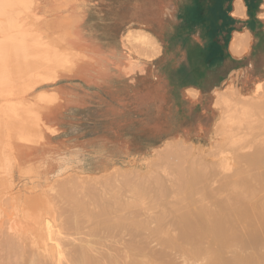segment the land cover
<instances>
[{
    "label": "rangeland",
    "instance_id": "374dc122",
    "mask_svg": "<svg viewBox=\"0 0 264 264\" xmlns=\"http://www.w3.org/2000/svg\"><path fill=\"white\" fill-rule=\"evenodd\" d=\"M28 1L31 5L18 16L17 23L28 30L33 50L40 46L50 54L45 61L31 62L27 69L28 77H24L23 69L26 68L22 67L11 74L17 78V82L0 93H3L0 96V141L10 162L8 166L2 165L4 162L0 164V243L6 240L20 241L23 255L29 257V262L25 261L24 264H34V259L40 256L36 251L39 245L33 241L40 239L34 235L37 227L29 220L31 218L20 215L22 208L35 210L38 204L41 206L44 202L46 207L42 209L46 210L45 219L57 217L60 220L50 232L49 249L45 253L47 258H55L71 248H80V243L83 245V242L91 239L106 241L92 235L95 231H91L92 227L97 228L96 222L101 219L93 217L97 216V205L101 207L100 201L104 197H112L111 202L116 200L117 204L122 202L117 200L119 198L130 199V187L124 180L127 175H131L129 178L135 181L150 177L152 172L160 174L159 177L168 176V171L164 174L166 170L172 174L174 164L183 161H177L178 158L164 161L163 152L182 144L191 152L186 160L193 155L201 156L203 152L207 161L215 162L217 159L214 156L219 151H229L226 134L221 130L227 124L236 123L237 116L244 111L237 94L247 96L255 87L258 91L264 89V20L258 19L264 14V0L243 2L252 21V26L248 28L252 37L250 52L246 54L252 58L251 66H248L247 60L236 63L228 51L232 33L245 30L228 15L233 9L234 0H200L203 5L200 7H204L203 11L207 10L204 22L199 28L192 27L188 34L177 39L171 37L177 30L176 19L187 15L184 7L179 5L180 0ZM23 3L21 1L20 4ZM69 19L76 23L74 34L81 30L85 33L74 46L60 43L62 53L56 59L51 54L53 39L59 32L56 24ZM131 31H143L151 36ZM90 38H95L99 44L93 46ZM206 44L209 48L205 47ZM116 47L127 54L126 62L116 53ZM166 48H169L168 54L157 59ZM207 51L208 56L212 52V58L206 61ZM119 58L120 63H116ZM154 59H157L155 63L145 64L140 76L127 78L143 70L144 62ZM115 65L120 67L119 74ZM254 111L248 110L247 115L251 120H254L253 115L256 119ZM11 122H15L17 127L13 136L6 126ZM217 122L219 129L215 131ZM164 162L167 169L160 164ZM155 164L159 166H155L156 169L153 168ZM122 179L126 187H122ZM117 190L120 193L124 190L119 194H124L121 196L123 198L118 197ZM108 192L111 196L107 195ZM151 194L147 191V195L141 198L139 203L142 207L147 208L150 204L154 208V202H151L153 197H148ZM116 195L117 199L114 200ZM12 199L17 200L16 205L11 202ZM134 199H138V196L134 195ZM159 200L160 197L156 200V212L151 211L153 209L149 206L151 210L146 209L144 213L153 216L162 209V203L171 201L165 197ZM49 209L55 213L54 216L48 212ZM84 209L91 218L89 214H84ZM68 218L70 220L66 222ZM72 220L73 223H82L76 225ZM25 223L28 224L27 228L29 225L35 228L24 230ZM9 226H12L11 229ZM7 230L10 235L5 233ZM157 237L166 236L161 233L150 241H155ZM77 239L81 242L78 243ZM3 248L0 244V253L3 254H0V263L6 261ZM33 252L35 255H32ZM24 257L17 261H23Z\"/></svg>",
    "mask_w": 264,
    "mask_h": 264
},
{
    "label": "bare ground",
    "instance_id": "6f19581e",
    "mask_svg": "<svg viewBox=\"0 0 264 264\" xmlns=\"http://www.w3.org/2000/svg\"><path fill=\"white\" fill-rule=\"evenodd\" d=\"M21 1L24 2L22 5L20 4ZM30 5L31 2L28 0H0V93L3 90L10 89L15 82H17V78L12 77L11 74L22 67L26 68L23 69V73L25 74L24 77H28L27 69L31 65V62L45 61L50 54V51L46 52L44 49H41L40 46L33 50L31 36L28 30L17 23L18 16L26 11ZM232 15L235 17H244V6L241 0L235 1ZM263 16L264 14H261V17ZM75 24L76 23L70 21V19L66 22L62 21L56 24V27L59 28V32L55 39H53L55 41L54 49H52L51 52L56 59L62 53L60 43H64L68 47L74 46L85 33V31L81 30L80 33L74 34L75 32L73 29ZM60 28H65L66 30L62 31ZM130 33L139 34L146 32L131 31ZM148 35L151 36V34ZM90 39L94 42L93 46L99 44V41L95 38ZM250 40L247 33L241 36L233 34L229 44V51L236 57L247 53L249 51ZM157 54L159 55L160 53L158 52ZM119 61L120 58L116 63ZM115 66L119 74L120 67L118 65ZM261 93L263 94L261 95ZM2 95L3 93L0 94V96ZM237 95L240 98L238 102L242 105L244 111L237 116L239 118L236 119V123L227 124V126L221 130L222 133L226 134V142H228L230 148L229 151H219L216 156L213 154L217 161H207V158L203 156V152L201 156L193 155L192 158L186 160L189 157L188 155L191 154L190 149L186 148L187 146H182V144L178 145L174 149L170 148L168 151L161 154L164 161H168L169 158H178L177 161H183L180 163L177 162L178 164L172 161L173 164L175 163L172 174H170V170H164V174L168 171V176L159 177L160 174L154 173L155 176L152 172L151 174L153 176L150 174V177L136 179L133 175L134 179H136L135 181L129 178L131 175H127L124 180L126 183L128 182L127 187H130V189L127 188L129 189L128 192L131 191V196H129L130 199L125 200V197H121L124 196V194L121 196L119 194L124 193V190L120 193L119 191H121V188H118L119 191L117 190L118 193L116 191V194L118 197L123 198V200L120 198L117 199V195L113 197V199L115 200L116 198L122 201L120 204H117L116 200L111 202L112 197L107 196V198L104 197V199L100 201L101 207H99L97 203L99 209L98 212L95 213L97 216L93 217L96 219L97 217H101V219L99 218L96 222L98 227H95V229L92 227L91 231L95 230L94 232L92 231V235H98L99 238L106 241H101L99 238L100 241H97L95 238L96 241H91V239L84 243L83 240V245L81 243L78 245V247L81 246L80 248H75L74 250L71 248L72 250L69 249L68 252L64 254L61 253L55 258L49 259L45 255L49 249L48 239L52 228L55 229L57 227V222L59 223L60 220H58L57 217L51 220L45 219L46 210L44 211L42 209L46 207L44 202L41 203V206L38 204L35 210H29L25 207L22 208V210L20 209V215L24 216L26 219L31 218L29 220H32L31 222H34V225L37 227L36 234H34L35 232L33 233L34 230H32V233L37 235L40 239V241H33L36 245H39V247H36V251L40 257L36 258L35 256L36 259H34V264H264V100H261V98L264 97V89L258 91L255 87L252 93L247 96H243L242 93ZM249 109H252V112L256 110L254 111L256 119L253 115L252 118H254V120H251L250 115H247ZM217 124L218 122L215 125V131L219 129ZM0 126H2L1 120ZM6 126L10 135L15 133L14 131L17 128L15 122H11ZM18 135L20 134L18 133ZM218 135L219 132L217 133V136ZM1 146L2 142L0 141V151L4 149ZM6 154L4 150L0 152V164L4 162L2 165L8 166L10 162ZM208 155L209 154H207V156ZM158 159L160 162H163L162 159ZM160 164H163V169L164 167L167 169V167L164 166L165 162ZM155 166L156 164L153 167L154 169L159 167L156 166L155 168ZM10 168L12 167L10 166L9 169ZM159 171L160 170H158V172ZM126 177H128V180H126ZM113 178L115 179V177ZM124 180L122 182H124ZM119 182L121 183L120 180ZM125 182L121 184L122 187L127 185ZM119 185L120 184H118V186ZM2 186L3 185H1V187ZM77 188L80 187L78 186ZM90 189L92 190V188ZM102 189L103 188H101V190ZM107 189L109 191V188ZM74 191L71 193L73 194ZM147 191L152 193L148 197H153V201L148 197L147 199L154 202V208L149 204L153 210L149 209V206H147V208L144 206V208L141 206L142 204L140 205L139 203L141 198L147 195ZM109 194L110 192H108L107 195ZM149 194L150 193H148V195ZM55 195L56 197L58 196L57 193ZM134 195L138 196V199L135 200ZM162 196L165 197V199L170 198L171 201L168 200V202L162 203L163 207L157 214L153 216L146 215L144 213L146 209L156 212V210H154L157 206L156 200L158 201L159 197L160 200H163ZM70 198L72 199V197ZM54 199L57 200L55 197ZM13 200L14 199H12L11 202L16 205L17 200ZM4 202L6 201L4 200ZM76 206L77 208L79 207L78 205ZM9 207L8 209H10ZM80 207L82 208V206ZM48 212L52 213V210L50 211L49 209ZM51 213H49L50 216H47L51 217L52 214V216H54L55 213ZM59 214L62 215L63 213ZM79 214L81 215V213ZM84 214H89L90 217V213H86V210ZM77 215L75 214V216ZM75 218L76 217L73 219ZM69 220L68 218L66 222H69ZM74 221H76V219ZM152 222L155 225L152 224ZM81 223L82 221L76 223V225ZM94 223L95 221L93 222V226ZM151 224L154 225L153 228ZM27 225L28 224H26L24 230L27 229L29 231V229L35 228L34 226L31 227L32 225H29V228H27ZM82 227H84L83 224ZM79 228L81 227L79 226ZM0 233H2V231ZM5 233H8V230ZM161 233L166 237L158 238V236V241H156L157 238L155 241H150L153 237ZM8 235H10V233H8ZM19 235H17L18 238ZM28 235L30 236L29 233ZM4 236H6V234H4ZM13 237L15 238V234ZM35 237H33V239H35ZM79 241L80 240L77 242L79 243ZM19 242L20 241L17 240L1 241L0 244L5 248H3V252H5L6 255V261L2 262H7L9 264H19L18 261L21 262L20 264L29 262V260L27 261L29 257L23 255V245ZM61 244L63 243L61 242ZM61 249H63L62 246ZM29 252L30 251H28V253ZM0 254L3 255L2 253ZM33 254L34 252L32 255ZM19 255V258L22 257L21 259L25 256L24 262L22 260L17 261ZM2 262L0 264H2ZM30 263L32 264V262Z\"/></svg>",
    "mask_w": 264,
    "mask_h": 264
},
{
    "label": "flooded vegetation",
    "instance_id": "af4514ba",
    "mask_svg": "<svg viewBox=\"0 0 264 264\" xmlns=\"http://www.w3.org/2000/svg\"><path fill=\"white\" fill-rule=\"evenodd\" d=\"M179 5L184 7L185 11H187V15L180 16L178 19H176V29L171 37H175L176 39L179 36H184V34H188L192 27L199 28L201 25L199 23H203L205 19L203 8L200 7V4L198 2H193V0H180ZM137 21V20H136ZM168 49L166 48L164 52L157 58H162V56L168 54ZM209 51H207L208 56ZM154 60L152 62L157 61ZM140 80V77H138V81ZM189 89V88H187ZM200 90V89H199Z\"/></svg>",
    "mask_w": 264,
    "mask_h": 264
},
{
    "label": "crops",
    "instance_id": "0c3cea01",
    "mask_svg": "<svg viewBox=\"0 0 264 264\" xmlns=\"http://www.w3.org/2000/svg\"><path fill=\"white\" fill-rule=\"evenodd\" d=\"M235 1H236V0H234V3H235ZM244 1H249V2H252V3H253V1L255 2L256 0H241L242 4H243ZM193 2H198L200 5H202L201 2H200V0H193ZM227 3H228V2H227ZM227 3H225V5H226ZM234 3H233V5H234ZM225 5H224V6H225ZM202 6H203V5H202ZM224 6H223V9H224ZM243 6H244V17H243V18L233 16V15H232L233 9H232L231 13L228 14V15L231 16L232 18H235V19H236V23H238L240 26H244V27H245V28H244L245 30H242L241 32H234V33H232V35L235 34V33H237V34L247 33V34L249 35L250 39H252V37H251V35H250V32H249V30H248V28L252 26V21H251V20L248 18V16H247V10H246L244 4H243ZM203 8H204V7H203ZM229 8H231V7H229ZM224 12H225V10H224ZM204 13H207V10L204 11ZM258 19H259V20H264V18L261 17V15L258 16ZM232 35H231V37H232ZM230 40H231V39H230ZM229 44H230V41H229ZM229 44H228V51H229ZM250 46H251V40H250L249 51H248V52H250ZM117 50H118V51H117ZM115 51H117L116 53H117L119 56L122 57L123 61H125V62L127 61L128 57H127V54L124 52L123 49H119V47H116ZM248 52H247V53H248ZM229 53H230V55L235 59L236 63H238V62H240V61H242V60H247V62H248V66H251V65H252V58H249V55H246L247 53H245V54H243V55H241V56H238V57L233 56V55L231 54L230 51H229ZM248 54H249V53H248ZM160 55H161V54H160ZM145 60H147V59H145ZM154 60H156V59H154ZM154 60H152V61H154ZM152 61H146V62H144V69H143V70L138 71V72H136V73H133L132 75H130V76L127 77V78H130V77H133V76H140V75L142 74V72H144V70H145V64H146V63H149V62H152ZM128 64H129V61H128ZM247 75H249V74L247 73Z\"/></svg>",
    "mask_w": 264,
    "mask_h": 264
},
{
    "label": "trees",
    "instance_id": "16d2710c",
    "mask_svg": "<svg viewBox=\"0 0 264 264\" xmlns=\"http://www.w3.org/2000/svg\"><path fill=\"white\" fill-rule=\"evenodd\" d=\"M199 24L201 25V23H199ZM205 47H206V48H209L208 44H206ZM200 48L202 49V48H204V47H200ZM210 58H212V52H210V55L207 56L205 60L207 61V60L210 59Z\"/></svg>",
    "mask_w": 264,
    "mask_h": 264
}]
</instances>
